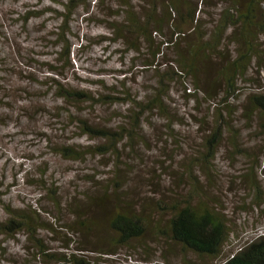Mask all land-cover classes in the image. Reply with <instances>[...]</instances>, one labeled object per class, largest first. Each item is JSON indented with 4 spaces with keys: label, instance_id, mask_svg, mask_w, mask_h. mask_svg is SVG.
Returning a JSON list of instances; mask_svg holds the SVG:
<instances>
[{
    "label": "trees",
    "instance_id": "1",
    "mask_svg": "<svg viewBox=\"0 0 264 264\" xmlns=\"http://www.w3.org/2000/svg\"><path fill=\"white\" fill-rule=\"evenodd\" d=\"M89 1L65 0L60 10L54 9L60 20L49 34L54 37L56 51L44 63L46 73L36 80L38 88L50 94L53 103L40 104L47 128L37 132L50 151L61 158L81 162L91 156L106 158L109 168L86 175L88 185L79 186L66 203L72 217L68 223L59 224L41 206L13 209L0 202V235L14 237L25 233L35 255L48 258L47 263L98 264L100 253L113 254L136 242L147 245L144 241L154 238H164L166 243L178 244L199 257L219 256L230 232L220 211L221 201L204 192L200 180L214 182L215 156L227 139L232 156L244 157L248 162L246 175L249 179L250 174V182L256 184L254 169L258 163L253 159L249 171V145L244 138L249 139V127L264 136V82H257L249 73L263 67L264 0H138L136 10L131 0H121L116 12L123 13L122 19L104 25L106 36L98 37L118 41L125 50L142 58L143 69L152 71V91L141 98L127 93H94L66 79L65 72L72 65L70 17ZM249 83L254 84L251 89ZM173 85H180L186 101L193 100L199 108L202 102L213 107L211 116L204 109L201 116L193 118L199 125L200 139L184 142L189 145L187 149L183 147L181 128L185 113L172 107L175 101L169 96ZM124 102L130 106L125 113L118 110L114 114L122 120L112 125L89 121L68 108L80 103L92 109L97 104ZM148 114L162 119V134L156 137L164 140L159 148L165 156L162 162L167 164L165 167L152 158V164L135 175L129 161L122 159L121 149L131 156L137 153L136 145L148 148L140 129ZM50 119L57 120L56 129L49 128ZM235 119L242 122L245 133L241 127L236 129ZM68 126L92 141L59 142L57 132ZM169 167L178 170L174 183L162 181L163 175H169ZM42 176L43 172L38 171L36 177L40 181L29 184L53 202L56 180L48 177L47 182L44 176L41 181ZM186 188L189 189L185 191ZM47 217L65 232L88 242L95 230L104 232L106 238L89 248L77 241L67 257L63 253H47L38 236L40 230L52 227ZM149 250L145 247L146 252ZM84 251H91V256L78 255ZM221 264H264V233L255 234Z\"/></svg>",
    "mask_w": 264,
    "mask_h": 264
},
{
    "label": "rangeland",
    "instance_id": "2",
    "mask_svg": "<svg viewBox=\"0 0 264 264\" xmlns=\"http://www.w3.org/2000/svg\"><path fill=\"white\" fill-rule=\"evenodd\" d=\"M64 1L0 0V202L13 209H26V206L30 205L41 206L48 209L59 224L71 220L66 203L72 199L79 186L88 185L86 175L93 170L105 172L109 168L106 158L96 156H91L83 162L63 159L50 151L44 138L37 132L47 128V120L40 113V104L43 101L53 103V100L50 94H45V91L38 88L36 80H40L46 73L44 63L51 59L56 51L54 37L49 33L55 30L60 20L58 12L54 9L60 10ZM120 1L90 0L81 5L82 7L79 6L71 15L68 39L72 65L65 72V77L76 87L94 93L115 92L120 96L127 93L129 96L141 98L152 91V71L143 69L140 65L142 58H137L132 50H125L118 41H103L98 37L106 36L107 24L122 19L123 13L116 12L122 4ZM130 3L136 10L138 0H131ZM262 61V69L257 72L252 69L249 71L250 77L259 83L264 82V52ZM253 86L254 84L249 83V89ZM181 90L180 85H173L169 96L175 101L172 107L185 113L184 126L181 128L184 131L183 147L187 149L188 142L200 139L199 125L193 118L201 116L204 109L211 116L213 107L202 102L199 108L193 100L186 101ZM76 105V108H68L89 121L112 125L122 120L119 116L114 117V114L118 110L125 113L130 103L97 104L92 109L84 103ZM146 116L140 129L148 142V148L136 145L137 153L131 156L123 153L121 149L122 159L129 161L135 175L142 172L147 164H152V158L162 162L165 157L159 148L160 142L164 144V140H158L156 137L162 134V119L156 114ZM56 121L50 119L49 128L54 126L53 129H56ZM234 125L238 129L242 122L235 119ZM240 129L245 133L243 127ZM56 137L59 140L56 138L52 141H92L84 135L80 136L71 126L64 131H58ZM244 143L249 145V171L253 159L258 163L254 169L256 184L250 182V174L249 179L246 175L248 162H245L244 157L232 156L233 153L227 147V139L219 146L215 156L212 168L214 182L200 180L201 189L221 201L220 211L225 216L226 227L230 232L219 256L199 257L182 250L178 244L166 243L164 238H154L144 241L148 246H140L136 242L128 248L117 249L113 254L100 253L98 264H221L255 234L264 233V136L249 127V139L244 138ZM162 164L166 167L167 162ZM33 165L39 167L34 168ZM38 171L43 172L41 181L44 176L47 182L48 177L56 180L53 188L56 189L58 205L56 200L51 202L47 197L41 196L42 192L38 188L29 184V181H40L36 177ZM177 174V169L171 170L169 175H163L162 181L174 183ZM46 186L44 184V187ZM76 202L82 204L83 201ZM47 218L52 227L38 232L47 253L57 256L63 253L67 257L74 251L73 247L77 241L89 248L98 246L95 242L106 238L104 232L95 230L89 235L92 241L88 242L81 236L65 232L52 218ZM145 247L150 250L146 252ZM32 249L30 242L25 239V233L20 232L14 237L0 235V264H61L58 261L47 263L48 258L35 255ZM82 253L78 255L91 256V251Z\"/></svg>",
    "mask_w": 264,
    "mask_h": 264
}]
</instances>
